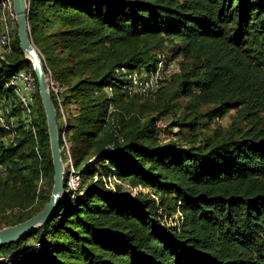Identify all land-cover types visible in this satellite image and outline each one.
<instances>
[{
	"label": "trees",
	"instance_id": "trees-1",
	"mask_svg": "<svg viewBox=\"0 0 264 264\" xmlns=\"http://www.w3.org/2000/svg\"><path fill=\"white\" fill-rule=\"evenodd\" d=\"M29 25L45 72L73 111L61 124L51 92L81 188L64 193L31 235L1 246L0 264H264V116L205 139L192 121L193 141L201 140L189 145L160 142L156 126L176 96L188 100L194 120L202 102L217 103L211 117L225 115L238 88L256 90L244 76L237 81L233 66L264 82V0H29ZM162 53L181 56V71L168 81L176 89L149 105L151 97L126 92V76L151 70ZM26 67L34 73L16 30L13 53L0 62V99L8 102L11 78ZM8 105L19 109L16 97ZM34 111L31 125L16 126L15 142L0 147L7 168L0 215L18 209L0 219L8 226L40 212L51 196L38 189L43 178L54 181L38 84ZM120 182L149 191L132 195Z\"/></svg>",
	"mask_w": 264,
	"mask_h": 264
},
{
	"label": "built area",
	"instance_id": "built-area-1",
	"mask_svg": "<svg viewBox=\"0 0 264 264\" xmlns=\"http://www.w3.org/2000/svg\"><path fill=\"white\" fill-rule=\"evenodd\" d=\"M0 62L7 61L13 53V36L11 34L12 23L16 22V12L14 10V0H0ZM181 71L180 58L173 57L168 53H162L158 56L154 67L151 70H135L127 74V84L125 87L129 95H136L141 98L154 96L162 86L170 81ZM48 83L50 92L56 98L61 117L60 123L67 125V111L64 107V87L58 80L52 77L51 72L48 74ZM10 86L14 89L18 107L25 110L24 118H15L16 113H12V108L9 107L6 99H0V147L1 145H10L15 142L19 135L15 129L18 123H27L31 125L35 116V93L37 91V83L32 70H20L10 80ZM110 92L111 88L108 89ZM61 145V142H60ZM70 142L62 131V157L64 161V193L70 191H78L81 188V178L73 164V159L70 151ZM7 171L6 166L0 162V174ZM42 181V180H41ZM40 181V182H41ZM114 183L110 182V186L114 187ZM122 188L136 194L139 191L148 192V189L142 187H131L126 182H120ZM39 191V190H38Z\"/></svg>",
	"mask_w": 264,
	"mask_h": 264
},
{
	"label": "rangeland",
	"instance_id": "rangeland-1",
	"mask_svg": "<svg viewBox=\"0 0 264 264\" xmlns=\"http://www.w3.org/2000/svg\"><path fill=\"white\" fill-rule=\"evenodd\" d=\"M16 22L13 21L12 23V29L11 34L14 39V33L17 30ZM38 48V47H37ZM170 48H165V52H168ZM181 59L182 57L179 56ZM234 70H237L238 72V82L240 81V77L244 76L247 82H250L254 89L256 90H242L240 91L238 88L233 94L235 95V99L239 101L237 104H235L234 107L230 108L229 111L223 115V116H216L211 117L208 113L209 111L217 105L216 102H202L200 104V111L203 113L194 120V114L191 113V106L188 105V100L184 97L176 96L173 104L176 105L173 109H171L170 113H167L166 115L161 116V118L157 121L156 126L158 130L160 131V142H169V141H175L178 144L182 145H189L194 142H198L201 139H205V135L212 136L213 138L220 137L224 134H226L227 131L231 130L234 132L237 131H244L252 126V123L255 119V116H264L263 108L260 106V103L264 101V99L260 102V99L257 98V94L259 92L264 93V82L260 83V80L263 78L261 75L259 77H256L255 73L253 71L249 72L248 75L245 73L246 70L242 66H233ZM23 70H32L30 67L23 68ZM264 81V80H263ZM237 82V83H238ZM247 84L244 83L243 87ZM177 87V84L173 85L171 82L165 83L162 88L154 95L152 96L148 101L149 105L152 104V101L157 99L158 95L160 94V91H166L168 94L171 93V91H174ZM15 95L12 94L8 98V103L11 104L12 101L15 99ZM140 102H146V100H139ZM74 107V106H73ZM73 107H71L70 110H74ZM73 112V111H72ZM70 112V113H72ZM67 116H69V112L67 111ZM150 115H157V111H146L141 116L143 118L150 116ZM26 116L25 110L22 108H19L16 112L15 118H24ZM181 119V121L185 124L182 125H176L174 123L175 119ZM196 121L198 124L196 128H198V131L201 132V139L193 141V134L194 129L191 126H188L190 122ZM60 122V121H59ZM187 124V125H186ZM108 181L112 182L114 179H108ZM114 183V182H112ZM54 184V181H53ZM52 181L49 179L43 178L41 182H39V188L40 190H43L41 194L44 193H52ZM141 192H144L141 190ZM132 194V193H131ZM134 195V194H132ZM41 199V198H39ZM39 202V201H38ZM14 213H18L17 208H7L3 212L2 215H0L1 221L3 219H6L8 216H14ZM6 217V218H5ZM0 221V229L3 227H6V223H3Z\"/></svg>",
	"mask_w": 264,
	"mask_h": 264
},
{
	"label": "water",
	"instance_id": "water-1",
	"mask_svg": "<svg viewBox=\"0 0 264 264\" xmlns=\"http://www.w3.org/2000/svg\"><path fill=\"white\" fill-rule=\"evenodd\" d=\"M17 34L20 49L25 59L32 63L36 75L40 98L45 110L50 138L51 156L54 166V184L50 200L44 208L29 219L0 229V247L31 235L37 227L43 225L55 214L62 203L65 190L64 161L59 138L57 110L50 92L48 74L45 72L42 56L31 36L29 25V0H14Z\"/></svg>",
	"mask_w": 264,
	"mask_h": 264
}]
</instances>
